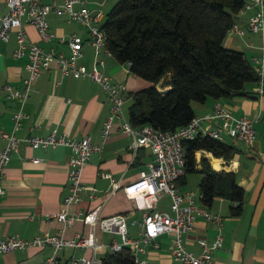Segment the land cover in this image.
Returning a JSON list of instances; mask_svg holds the SVG:
<instances>
[{
    "label": "crops",
    "instance_id": "obj_1",
    "mask_svg": "<svg viewBox=\"0 0 264 264\" xmlns=\"http://www.w3.org/2000/svg\"><path fill=\"white\" fill-rule=\"evenodd\" d=\"M7 0H0V13L8 11ZM51 1V0H48ZM61 1V0H58ZM93 1V0H92ZM92 8L93 2L90 3ZM251 10L240 11L236 22L247 25ZM50 31L55 36L49 40L43 39L35 26L24 21V28L29 37L45 49H55L65 54L71 50L61 37L78 33L84 40V56L80 59L88 66L95 60V51L89 42V34L74 28L65 13L51 11L48 13ZM81 25V24H80ZM82 26V25H81ZM264 33L246 31L244 35L229 32L224 40L228 47L245 52L246 57L254 65V58L263 54L262 43ZM16 33H12L9 41L0 38V126L6 131L14 129L13 115L19 108L17 99H8L2 86L9 83L15 87L22 86V80L27 76L28 57L16 58L13 51L16 47ZM105 64L103 69L114 79L128 85V93L150 86L152 83L130 70L128 63H122L113 54L102 55ZM162 81V80H161ZM157 86L160 88V83ZM260 83L248 82L245 85L246 94L221 99L208 98L205 102L192 104L196 115H203L212 110L217 100L235 115L258 116L256 123L257 136L251 145L227 137L224 141L235 147L231 158L216 156L205 149L196 152L197 168H202V159L208 161L216 170L233 171L240 185L245 189L243 211L239 215L232 214V201L226 198H216L212 206H207L212 212L223 216V242L213 254L212 264H264V93L258 92ZM169 88L166 84L164 89ZM162 89V88H160ZM71 99L68 101V99ZM125 101V103H126ZM123 105V115L115 120L104 148L94 153L91 162L85 166L82 181L88 187H95L96 197L91 199V190L81 193V200L65 204L70 193L68 161L73 154L70 147H32L23 141L20 149L12 153L11 160L5 170V194L0 196V237L12 234L32 239L37 234L49 232L69 238L87 235L89 226L81 220L72 225H64L55 218L62 209L69 212L87 210L101 206L103 216L123 213L129 219H142V210L136 208L134 199L130 198L124 187L139 178L140 171L153 156L148 147L137 151L130 148L132 137L123 133L121 124L129 120V106ZM29 117L16 131L19 137L29 135L44 136L54 128L66 131L70 136L82 138L91 136L92 141L101 142L102 127L108 115L110 103L102 86L90 78H75L66 76L57 65L50 71H45L36 81L31 95L25 103ZM6 140L0 137V149ZM35 158H39L36 161ZM109 173L111 176H105ZM200 174L199 182L202 174ZM188 173L180 186L187 188ZM164 196V195H163ZM161 198V201L163 199ZM160 201L157 209H167ZM217 224L206 221L199 216L195 229L186 235L188 249L199 253L201 246L197 238L203 236L213 241L217 234ZM130 234L139 235V227L130 223ZM97 241L101 244L97 249L92 247L65 246L57 251V264H71L72 255L94 256L103 259L113 252L110 243L120 241L121 235L97 230ZM172 234H162L158 237L160 247L148 246V252L142 257H148L151 264H174L171 256ZM55 252L51 245H32L16 248L7 253H0V264H38Z\"/></svg>",
    "mask_w": 264,
    "mask_h": 264
},
{
    "label": "built area",
    "instance_id": "obj_2",
    "mask_svg": "<svg viewBox=\"0 0 264 264\" xmlns=\"http://www.w3.org/2000/svg\"><path fill=\"white\" fill-rule=\"evenodd\" d=\"M88 2L89 0H7V13H0V38L9 41L12 33L15 32L17 45L13 51L14 57H28L26 65L28 74L23 78L22 86L15 87L9 83L2 86L8 99L19 101V108L13 115L12 131H6L0 126V137L6 140V144L0 149V196L6 192L3 179L12 153L20 149L23 141H27L35 148H55L65 145L72 149L73 154L68 161L70 193L65 199L66 205L81 200V193L84 190H91L89 193L91 199L96 197V188L88 187L82 181L83 170L91 162L93 154L103 150L115 120L122 117L128 85L114 79L103 69L105 60L102 55L112 54L108 48V35L103 27L106 15L102 9L88 6ZM244 10H251L247 25L243 27L235 22L229 32L239 35H244L247 30L264 33V0H246L241 11ZM51 11L65 13L69 21H77L87 29L89 42L95 51L92 66L80 61L84 56V40L78 33L61 37V41L70 47V54L55 49H45L29 37L23 25L24 21L35 26L43 39L49 40L55 36V33L50 31L48 19V13ZM262 51L261 57L254 58L255 69L260 75L258 92L261 95L264 93V39ZM54 64L66 76L90 78L102 86L110 108L103 122L101 142L92 141L89 135L82 138L72 137L58 128H54L44 136L29 135L23 138L16 134V131L22 127L23 121L29 117L24 105L31 95L34 84L45 71H50ZM70 100L69 98L68 101ZM258 121V116L235 115L225 108L220 100L215 102L212 110L194 116L187 124L174 130H164L150 123L135 127L128 119H124L121 129L123 133L132 137L130 148L137 151L141 147H148L153 156L141 169L139 178L124 187L128 196L134 199L136 208L142 210V219L130 222L123 213L103 216L100 205L76 212L62 209L55 218L64 225H72L76 220H81L89 226L88 234L69 238L62 233L46 232L37 234L32 239L12 234L0 237V253L32 245L40 247L51 245L55 250L54 254L38 264H57L56 253L65 246L97 249L101 245L97 241L96 234L99 229L120 234L121 240H113L109 246L113 252L120 251L126 246L131 247L135 264H151L147 256L141 255L148 252L149 245L159 248L160 242L157 239L162 234L173 235L171 256L174 264H212L214 251L223 242V216L206 207L201 190L183 189L180 186L179 181L186 174L187 152L184 143L203 135L223 141L230 137L251 145L257 136ZM35 160L40 159L35 158ZM105 176L111 175L105 173ZM164 194H168L171 198L169 208L157 209ZM199 216L206 221L216 223L218 231L213 241L199 236L197 241L201 251L195 253L188 249L186 235L195 229ZM130 223L139 227L137 237L130 234ZM69 262L104 264L103 259L86 254L72 255Z\"/></svg>",
    "mask_w": 264,
    "mask_h": 264
},
{
    "label": "trees",
    "instance_id": "obj_3",
    "mask_svg": "<svg viewBox=\"0 0 264 264\" xmlns=\"http://www.w3.org/2000/svg\"><path fill=\"white\" fill-rule=\"evenodd\" d=\"M245 2L117 0L103 25L108 48L118 61L128 63L134 74L152 83L129 93V121L133 126L150 123L174 130L196 116L193 101L244 95L248 82L259 81L260 75L245 52L224 44ZM167 75L169 88L160 89L157 84ZM184 145L186 174H202L199 189L203 203L212 206L216 198H226L232 201V214H241L246 193L236 174L216 170L205 159L198 169L196 161L198 150L229 159L235 147L203 135ZM103 263L135 264L131 247L106 254Z\"/></svg>",
    "mask_w": 264,
    "mask_h": 264
},
{
    "label": "rangeland",
    "instance_id": "obj_4",
    "mask_svg": "<svg viewBox=\"0 0 264 264\" xmlns=\"http://www.w3.org/2000/svg\"><path fill=\"white\" fill-rule=\"evenodd\" d=\"M94 3L93 6H96L95 8H100L104 11L105 15H107V12L111 9V7L117 2V0H91L90 3ZM90 6H92L91 4H89ZM88 5V6H89ZM71 25L82 31L83 33H85L86 29L80 25V23L78 22H71ZM168 82V75L165 76L161 83H160V88L164 89L166 83ZM132 99H127L126 103H125V108H128V106L131 104ZM199 102L197 101H193L192 104H197ZM199 178H200V174L197 172H189L188 173V185L187 188L189 189H194V190H200L199 189ZM162 204L163 207L165 208H169L170 202H171V198L168 194H164L163 199H162Z\"/></svg>",
    "mask_w": 264,
    "mask_h": 264
}]
</instances>
